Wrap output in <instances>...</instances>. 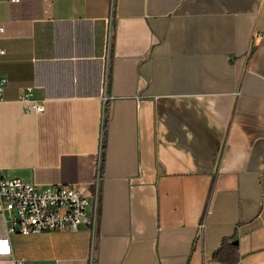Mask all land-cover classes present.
Instances as JSON below:
<instances>
[{"label":"crops","instance_id":"crops-1","mask_svg":"<svg viewBox=\"0 0 264 264\" xmlns=\"http://www.w3.org/2000/svg\"><path fill=\"white\" fill-rule=\"evenodd\" d=\"M0 26V177L92 190L102 139L94 227L16 258L264 264V0H0Z\"/></svg>","mask_w":264,"mask_h":264},{"label":"built area","instance_id":"built-area-1","mask_svg":"<svg viewBox=\"0 0 264 264\" xmlns=\"http://www.w3.org/2000/svg\"><path fill=\"white\" fill-rule=\"evenodd\" d=\"M0 31H3V26H0ZM257 39H261V36H254L253 43ZM109 47L110 29L107 36L106 67ZM3 52L0 49V54ZM7 81L5 75H0V100ZM17 101L27 114L42 113L45 108L43 102L35 97L34 88L31 86L20 92ZM101 155L100 138L92 190L71 183L43 185L25 181L20 177H0V217L4 224V232L0 235V258H11L14 264H25L24 258L14 256L11 242L13 234L30 235L56 229L77 231L87 218L94 227L100 201L98 186Z\"/></svg>","mask_w":264,"mask_h":264},{"label":"trees","instance_id":"trees-1","mask_svg":"<svg viewBox=\"0 0 264 264\" xmlns=\"http://www.w3.org/2000/svg\"><path fill=\"white\" fill-rule=\"evenodd\" d=\"M215 258L217 259H220L221 258V250L217 251L215 254H214Z\"/></svg>","mask_w":264,"mask_h":264},{"label":"rangeland","instance_id":"rangeland-1","mask_svg":"<svg viewBox=\"0 0 264 264\" xmlns=\"http://www.w3.org/2000/svg\"><path fill=\"white\" fill-rule=\"evenodd\" d=\"M19 249H24V245L20 244Z\"/></svg>","mask_w":264,"mask_h":264}]
</instances>
